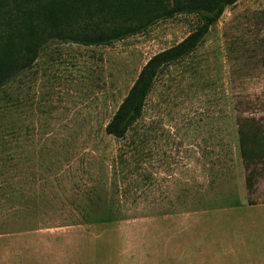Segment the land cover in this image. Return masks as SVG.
I'll list each match as a JSON object with an SVG mask.
<instances>
[{"label":"rangeland","instance_id":"1","mask_svg":"<svg viewBox=\"0 0 264 264\" xmlns=\"http://www.w3.org/2000/svg\"><path fill=\"white\" fill-rule=\"evenodd\" d=\"M213 7L98 17L126 35L108 45L78 43L84 18L40 31L0 84V232L69 226L76 264H264V165L249 194L237 125L264 130V26L252 17L264 0H238L203 32ZM196 32L125 138L107 134L148 62Z\"/></svg>","mask_w":264,"mask_h":264},{"label":"trees","instance_id":"2","mask_svg":"<svg viewBox=\"0 0 264 264\" xmlns=\"http://www.w3.org/2000/svg\"><path fill=\"white\" fill-rule=\"evenodd\" d=\"M168 1L171 0H0V84L19 71L22 58L31 53L33 41L39 37L43 28L68 27L75 19L84 18L89 21L86 28L91 31L85 28L78 43L108 45L123 39L126 35H121L116 28L108 29L98 17L115 15L131 19L140 15L149 4L158 6ZM209 1L214 7L210 12L203 13L204 25L201 29L203 32H207L209 27L220 19L225 9L238 0ZM252 17L256 24L264 26V9L254 11ZM107 32H111V35H107ZM198 35L199 32L191 34L176 47L156 55L148 62L129 95L107 124V134L118 139L125 138L140 117L151 83L160 67L169 60L167 57L189 52L196 47ZM262 64L264 67V54ZM237 125L240 153L247 170L245 184L248 193L253 194L260 176L254 170L255 166L264 165V130L260 119L253 117H240Z\"/></svg>","mask_w":264,"mask_h":264},{"label":"crops","instance_id":"3","mask_svg":"<svg viewBox=\"0 0 264 264\" xmlns=\"http://www.w3.org/2000/svg\"><path fill=\"white\" fill-rule=\"evenodd\" d=\"M73 235L76 232L63 225L0 232V264H76L78 246L70 244Z\"/></svg>","mask_w":264,"mask_h":264}]
</instances>
